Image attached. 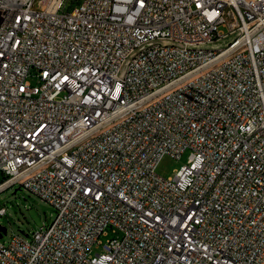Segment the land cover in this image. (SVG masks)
<instances>
[{
  "label": "built area",
  "instance_id": "2783aa9c",
  "mask_svg": "<svg viewBox=\"0 0 264 264\" xmlns=\"http://www.w3.org/2000/svg\"><path fill=\"white\" fill-rule=\"evenodd\" d=\"M66 1L0 0V192L56 211L0 264H264V0Z\"/></svg>",
  "mask_w": 264,
  "mask_h": 264
},
{
  "label": "rangeland",
  "instance_id": "374dc122",
  "mask_svg": "<svg viewBox=\"0 0 264 264\" xmlns=\"http://www.w3.org/2000/svg\"><path fill=\"white\" fill-rule=\"evenodd\" d=\"M77 1L67 0L65 11L77 5ZM225 31V29H224ZM223 39L219 44H225ZM32 83H36L35 77H30ZM189 150L184 151L180 158H174L165 154L157 166V172L163 177H169L175 173L188 160ZM4 179L0 172V181ZM0 207L6 208V214H0V224L7 228V232L1 237L2 241L8 242L13 233L28 234L31 238L32 232L40 227L44 222L50 223L56 215L54 207L43 200L40 196L30 192L20 184H14L0 192ZM105 242L107 237L102 236ZM94 252H99L101 248L94 247Z\"/></svg>",
  "mask_w": 264,
  "mask_h": 264
},
{
  "label": "water",
  "instance_id": "95a60500",
  "mask_svg": "<svg viewBox=\"0 0 264 264\" xmlns=\"http://www.w3.org/2000/svg\"><path fill=\"white\" fill-rule=\"evenodd\" d=\"M7 232V228L0 224V238Z\"/></svg>",
  "mask_w": 264,
  "mask_h": 264
},
{
  "label": "trees",
  "instance_id": "16d2710c",
  "mask_svg": "<svg viewBox=\"0 0 264 264\" xmlns=\"http://www.w3.org/2000/svg\"><path fill=\"white\" fill-rule=\"evenodd\" d=\"M1 182V181H0Z\"/></svg>",
  "mask_w": 264,
  "mask_h": 264
}]
</instances>
